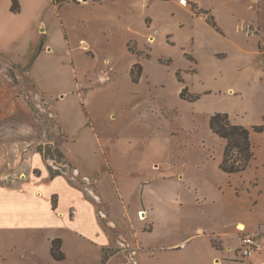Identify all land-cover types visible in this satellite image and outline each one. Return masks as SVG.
<instances>
[{
  "label": "rangeland",
  "instance_id": "374dc122",
  "mask_svg": "<svg viewBox=\"0 0 264 264\" xmlns=\"http://www.w3.org/2000/svg\"><path fill=\"white\" fill-rule=\"evenodd\" d=\"M63 1L55 6L40 0L35 20L26 13H0V148L10 163L0 169V178L10 181L27 171L40 175L42 166L48 177L51 172L66 175L98 208L115 242L104 249L105 260L113 259L109 264H131L133 257L125 250L131 244L135 264H202L208 236L197 229L219 225L214 204L219 194L213 186L226 177L216 166L223 139L208 122L212 110L229 102L211 94L196 102L180 97L184 85L188 94L191 90L176 72L191 83L189 73L195 71L189 68L191 54L183 53L195 50L192 29L168 24L160 0L147 8L150 15L142 24L156 34L153 42L151 35L133 37L122 27L120 13L119 18L111 16L112 7L125 8L116 0H103L100 7L70 3L59 8ZM210 2L221 26L241 36L232 30L239 24L235 16L246 14L244 1ZM195 12L211 17L207 9ZM80 14L88 19L79 22ZM165 30L171 31L166 38ZM210 43L223 47L219 38ZM136 62L142 70L134 82L130 69ZM200 78L195 88L215 89L224 81L208 74ZM257 176L264 193V168ZM61 199L62 204L79 205L67 192ZM249 201L242 195V204ZM261 207L264 211V194ZM25 237L36 244L39 255L30 259L27 254L24 264H59L42 253V234ZM174 244L182 247L151 249ZM69 253L61 264H100L94 254L83 255L73 246Z\"/></svg>",
  "mask_w": 264,
  "mask_h": 264
},
{
  "label": "crops",
  "instance_id": "0c3cea01",
  "mask_svg": "<svg viewBox=\"0 0 264 264\" xmlns=\"http://www.w3.org/2000/svg\"><path fill=\"white\" fill-rule=\"evenodd\" d=\"M16 1L18 10L13 11L11 10L13 0H0L2 7L0 13L12 17H21L26 13L30 20L37 19L36 6L40 0ZM105 1L114 2L115 0ZM116 1L117 5L123 4L125 8L118 11L112 7L111 16L124 18L122 27H125L133 37L138 33L143 38L151 35L153 38L151 42H153L156 34L144 28L142 24L144 17L150 15L147 8L159 0ZM160 1L165 3L168 24L174 23L178 28L189 25L192 29L189 36L191 42L195 44V50H183V53L191 54L192 61L189 68H194L195 71L189 73L193 76L191 83H188L186 76L182 79L190 86L191 93L198 95V99L193 102L207 97L208 94L224 97L229 102V106L216 107L210 114L215 111L227 112L233 123L247 127L264 122V0H241L245 3L244 13L246 14H240L241 17L235 16L239 24L236 23L232 30L239 31L241 36L238 38L221 26L219 15L210 0H190L194 9L191 8V4L181 6L177 0ZM226 1L233 2V0ZM43 2L41 1L40 4ZM70 3L100 7L103 5V0H86L82 3L64 0L58 6L62 8ZM196 9L209 10L219 30L208 22L206 16L196 14ZM118 13H120L119 17ZM231 13L229 15L234 16V13ZM84 19H88V15L84 17L80 14L78 21L84 22ZM164 33L166 38V34L171 31L165 30ZM218 38L222 40L223 47H214L210 43ZM206 74L224 80L222 86L215 89L205 86L195 88V84L199 83L196 81L202 80L200 77ZM263 136L264 131L251 132L254 158L245 171L224 173L219 168L222 155L220 154L217 159L216 166L226 177L215 182L213 186L219 194L218 200L214 202L220 213L217 223L219 225L197 229L198 233L208 236L205 237L207 258L202 264L206 261L209 264H264V211L261 207L264 193L257 176L258 170L264 168V141L262 143L258 141L255 144V139H261ZM32 161L34 166L37 165L40 168L39 159L33 156ZM7 163V153L5 149L0 148V169H6V165H10ZM27 176L28 179H26ZM2 179L0 178V264H24L22 258H25L27 254L31 255L30 259L37 257L39 252L36 244L27 242L29 237H25L35 233L43 235L38 242V245L42 247V253L48 252V258L59 264L67 260L72 246L83 255L94 254L100 264H109L113 260L107 259L102 262L104 249L112 247L115 242L109 236L108 229L104 227L98 208L84 196L81 189L68 181L66 175L48 177L47 170L42 166L40 175L28 174L27 171L24 177H14L10 181ZM240 186L243 189L240 190ZM199 188L202 187L198 186L197 189ZM66 192L78 200V206L71 202L62 204L61 198ZM54 195L57 197L55 206H53ZM242 195L250 198L248 204H242ZM73 210L74 214H72ZM239 223L244 225V232L256 235L261 244L244 260L235 251V248L238 251L242 233L239 231ZM135 234L138 237V231ZM215 237H218L220 242H217ZM55 238L61 240V250L65 254L62 260H55L50 253L51 242ZM212 240L216 242V246ZM181 247V244L155 245L151 249L165 251ZM125 250L133 257L131 264H135V250L132 244Z\"/></svg>",
  "mask_w": 264,
  "mask_h": 264
},
{
  "label": "trees",
  "instance_id": "16d2710c",
  "mask_svg": "<svg viewBox=\"0 0 264 264\" xmlns=\"http://www.w3.org/2000/svg\"><path fill=\"white\" fill-rule=\"evenodd\" d=\"M54 4L57 5L59 0H53ZM17 1L13 0L11 5V10L17 11L18 5ZM208 22L214 26L217 30L219 28L216 26L212 17L207 18ZM130 49V48H129ZM149 56V54H146ZM137 68L136 74H134V68ZM142 66L139 62H136L132 65L130 69L131 79L135 82L138 80L141 74ZM176 76L180 82H183V79L179 75V71L176 72ZM188 88L186 85L183 86L179 95L181 98L188 99V101H195L198 99L197 94H188ZM209 128L211 132L224 140L223 154L221 161L219 163V168L227 174L240 173L247 169L250 162L254 158L253 144L250 138L251 132L261 133L264 131V122L253 124L250 127L233 123L227 112L215 111L209 117ZM58 172H51L50 176L54 177L59 175ZM56 203L53 201V206ZM213 244L216 246V242L212 240ZM51 256L55 260H62L65 258V254L61 250V240L55 238L51 242L50 248ZM106 259L105 253L102 254V262Z\"/></svg>",
  "mask_w": 264,
  "mask_h": 264
},
{
  "label": "built area",
  "instance_id": "2783aa9c",
  "mask_svg": "<svg viewBox=\"0 0 264 264\" xmlns=\"http://www.w3.org/2000/svg\"><path fill=\"white\" fill-rule=\"evenodd\" d=\"M177 1L183 7L188 6L190 4V0ZM239 231L242 233L240 234V246L238 250L241 252L242 257L247 258L255 249L259 248L261 244L256 235L244 232V228L239 229Z\"/></svg>",
  "mask_w": 264,
  "mask_h": 264
},
{
  "label": "bare ground",
  "instance_id": "6f19581e",
  "mask_svg": "<svg viewBox=\"0 0 264 264\" xmlns=\"http://www.w3.org/2000/svg\"><path fill=\"white\" fill-rule=\"evenodd\" d=\"M239 228L240 229H243L244 228V225L242 223H239Z\"/></svg>",
  "mask_w": 264,
  "mask_h": 264
}]
</instances>
